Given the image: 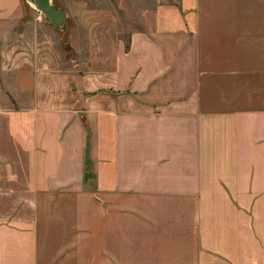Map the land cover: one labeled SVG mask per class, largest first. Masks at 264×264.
Wrapping results in <instances>:
<instances>
[{
	"label": "crops",
	"instance_id": "0c3cea01",
	"mask_svg": "<svg viewBox=\"0 0 264 264\" xmlns=\"http://www.w3.org/2000/svg\"><path fill=\"white\" fill-rule=\"evenodd\" d=\"M119 2L0 0V264H264V0Z\"/></svg>",
	"mask_w": 264,
	"mask_h": 264
},
{
	"label": "rangeland",
	"instance_id": "374dc122",
	"mask_svg": "<svg viewBox=\"0 0 264 264\" xmlns=\"http://www.w3.org/2000/svg\"><path fill=\"white\" fill-rule=\"evenodd\" d=\"M51 1H54L57 7L60 5L65 9V25L61 29H56L61 30L63 34L69 39V41L71 40L73 48L77 52L76 55H78V57L83 60L88 59V57H91V55H95L97 58L103 57L104 53H106L105 48L107 46L102 44L98 45V42L93 44L92 37L99 38L105 34L111 36V32L113 38L116 36L117 32L113 28L119 26L118 23L121 20V17L118 14L112 13V11L114 5L116 6V4H120V0ZM126 1L127 4L130 5L129 0ZM162 1L165 3L168 1L167 4H169L173 0ZM27 2L29 5L31 0H27ZM33 10L35 11V9ZM92 47H95V52L91 51Z\"/></svg>",
	"mask_w": 264,
	"mask_h": 264
},
{
	"label": "water",
	"instance_id": "95a60500",
	"mask_svg": "<svg viewBox=\"0 0 264 264\" xmlns=\"http://www.w3.org/2000/svg\"><path fill=\"white\" fill-rule=\"evenodd\" d=\"M31 2L53 27L61 29L65 25L66 15L64 10L56 8L51 0H31Z\"/></svg>",
	"mask_w": 264,
	"mask_h": 264
},
{
	"label": "bare ground",
	"instance_id": "6f19581e",
	"mask_svg": "<svg viewBox=\"0 0 264 264\" xmlns=\"http://www.w3.org/2000/svg\"><path fill=\"white\" fill-rule=\"evenodd\" d=\"M29 5L31 8L35 9L37 11V9L35 8V6L32 4V2H29Z\"/></svg>",
	"mask_w": 264,
	"mask_h": 264
},
{
	"label": "trees",
	"instance_id": "16d2710c",
	"mask_svg": "<svg viewBox=\"0 0 264 264\" xmlns=\"http://www.w3.org/2000/svg\"><path fill=\"white\" fill-rule=\"evenodd\" d=\"M51 3H52L56 8H58L57 5H56V3H54V1H51Z\"/></svg>",
	"mask_w": 264,
	"mask_h": 264
}]
</instances>
